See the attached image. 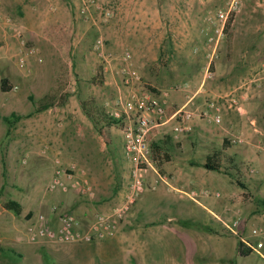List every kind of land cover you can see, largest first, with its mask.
Segmentation results:
<instances>
[{"label": "crops", "instance_id": "obj_1", "mask_svg": "<svg viewBox=\"0 0 264 264\" xmlns=\"http://www.w3.org/2000/svg\"><path fill=\"white\" fill-rule=\"evenodd\" d=\"M237 1L239 10L228 22L226 35L219 45L215 77L203 80L204 53L202 49L195 51L194 48L203 46L213 30L211 18L217 10L226 9L230 0H108L113 11L110 9L112 15L106 19L100 13L102 8H108L105 0L91 3L86 15H81L79 11L81 0H0V79L6 78L7 84L18 88L8 91L0 89V146L11 140L16 141L15 146L43 147L39 154L50 159L52 168L58 163L63 166L70 164L58 153L53 154L52 147L56 148V144L52 142L53 133L64 135L63 129L59 128L61 123L56 126L52 117L53 113L57 115V110L50 107L40 112L35 111L29 96L33 94L36 97L34 95L39 91L38 87L33 86L32 81L28 89L27 79L14 69L13 72L8 63L13 62L16 66L15 55L18 50H23V55L32 66L56 65V59L62 64L67 55L73 56L77 48L81 49L82 36L88 31L96 34V38L100 37L104 42L103 50L112 53L115 69L117 58L130 51L132 67L143 80L156 84L160 90L157 96L165 99L167 108L175 110L185 106L194 113L193 130L188 135L177 138L170 134L167 136L175 144L179 145L181 142L184 150L188 148L192 158L201 159V166L198 169L191 166L181 170L178 166L166 165L167 169L172 170H168L172 173L171 184L160 182L156 189L168 203L188 204L194 211H191L189 218L177 220L176 226L162 224L163 229L170 234H160L157 237L163 242L156 264H243L241 259L251 255H256L264 262L252 250L247 255H241L238 251V236L226 232L222 222L210 214L215 213L224 219L231 218L232 212L226 206L232 202L241 206V217L244 220L264 225V193L260 191L263 195L254 200L255 194L249 193L243 182L238 180V184L235 183L230 177L231 173L225 171L224 159L221 170H209L203 165L207 154L213 149L221 148L224 142L230 145L224 150L225 156L230 153L237 156L235 159L229 158L232 163L249 161L254 166L264 165V150H259L260 139L264 140V124L257 116L264 115V108L261 107L264 104V88L243 97V113L230 108L228 101L224 99L220 122L216 123L199 115L207 107L211 96L230 94L257 64L264 61V0ZM48 93L50 92L46 90L37 94L36 99ZM8 99L11 103L6 106L5 100ZM83 112L92 121L84 110ZM11 114L19 117L11 119L12 123L8 125L5 119ZM247 115L254 118H245ZM172 123L169 120L166 127L163 126L165 131L170 130ZM101 128L98 130L102 134ZM237 134H244L258 150L254 151L246 143H231L229 138ZM59 145H63L62 141L57 147ZM87 163L88 160L84 158V166L81 165V168L89 172L91 165ZM3 171L4 161L0 156V179L3 178ZM232 173L235 177L238 175L248 181L255 174L246 168L243 171L235 168ZM90 179L99 187L95 173ZM258 179L256 181L260 184L261 180ZM171 185H202L212 191H219L221 196H203L199 202H195L182 198ZM150 195L149 192L140 195L128 215H132L135 209H141ZM4 202L0 201V258L20 264L26 258L32 259L34 264H61V258L71 257L79 260L77 264H102L101 255L108 248L107 252L111 249L125 250L127 256L130 255L129 260L133 262L142 256L147 257L144 231L135 228L142 226L139 219L135 218V226L132 221L134 218L127 220L129 226L122 221L103 237L61 244L59 246L63 249L58 250L53 249L56 247L49 243L30 244L26 232H21L22 229L19 231L23 223H18V220L25 214L24 208L20 204L21 212L16 214L7 209ZM106 204L101 208H105ZM199 210L204 211L206 217L202 218ZM194 214L198 217H194ZM197 228L206 233L198 235ZM11 234H16L14 239L8 237ZM9 241L16 248L4 254V244ZM40 247L45 248L41 251Z\"/></svg>", "mask_w": 264, "mask_h": 264}, {"label": "rangeland", "instance_id": "obj_2", "mask_svg": "<svg viewBox=\"0 0 264 264\" xmlns=\"http://www.w3.org/2000/svg\"><path fill=\"white\" fill-rule=\"evenodd\" d=\"M94 1L96 0H92V3ZM105 1L107 2V7L112 10V4L108 2V0ZM81 15L84 14L81 13ZM81 38V49L77 48L73 56L70 54L67 55L62 64L56 59V65L50 64V66L36 67L28 63L26 59L29 70V73L26 74L21 70L19 71L17 65L15 66L13 62H10V64L8 63L10 66L9 68H11L12 71L14 69V71L16 70L17 72L22 73L25 79H27L28 89L30 87V82L32 81L33 86L38 87L39 91L35 93L36 95L34 96L37 97V94L47 90V92L54 94L56 97V103L52 107L57 110V112L55 111V114L57 115H54L53 113L52 117L54 118L56 126L57 123H61L59 128L63 129L64 135L57 132L53 133L52 142L56 144V148L54 146L52 147V149L54 148L53 154L55 155L58 153V155H60L66 162L73 163L80 168L81 165H83L82 161H84L85 158V160H88V163L91 165V168L89 169L85 166L89 171V175L92 177L95 173V176L98 177L99 181V187H96L93 183L95 187V195L93 198L79 196L71 190H48L46 185L54 168L51 167L49 158L39 154V151L43 147H33L32 145L15 146L16 141L11 140L3 143L0 146V156L4 161L3 178L0 179V201L3 202L13 199L22 205L25 214L20 217V220H18V223H23V226L22 228H19V231L22 229L21 232L24 231L26 234L32 225L33 218L40 212L46 214L48 217L53 215V211L71 212L79 220L81 227L84 229L92 220L96 212H108L115 206L119 205L123 201L124 195L128 190L131 177L130 164L126 161L123 155V136L119 125L112 124L110 126H101L99 124L96 126L84 114L81 107V101L90 100L95 106L101 108L108 114H112L115 111L122 110L123 103L127 100H133L136 97L142 96L144 93H151L156 96L160 91L156 84L143 80L132 67V55L130 51V58L123 59L122 56L117 58L118 63L116 64V70L111 52L108 53L103 50V54L100 55L94 49L95 39H97L96 34H92L88 31V33ZM81 42L78 41L80 46ZM19 53L24 54L23 50H18L17 54ZM72 57L74 59H72ZM123 69L135 70L139 78L135 79L132 84H126L124 80L127 77V74ZM14 86L12 88L18 90L17 86ZM24 89H26V83ZM30 96L33 97V94ZM36 97L33 98L36 99ZM5 102L6 106H9L11 100L8 99L5 100ZM31 102L28 101V104L33 107L34 104L32 105ZM261 107L264 108V104ZM172 111L173 109L166 107L167 115ZM257 116L259 121L264 124V115L258 114ZM8 117L11 118L10 115ZM245 118L253 119L254 116L247 115ZM99 127H102V134L98 130ZM165 127H163L164 130H166ZM153 133H156V130H154ZM160 134L159 137L163 138L164 136H162V133ZM259 137L261 136L259 135ZM154 140L156 139H153L152 141ZM60 141H62L63 145L57 147V144ZM180 143L181 142H179L178 145L168 139V143L163 147V151L167 152L168 158L164 159L160 165H157L153 160V165L159 173H167L169 175L170 184L172 181V173L168 172V170H172L167 169L166 165L173 167L178 166L181 170H185L183 168L188 169L191 166L198 169L201 166V159L192 158L190 150L188 148L184 150ZM252 143V141L246 142L251 149L254 151L258 150V147L254 146ZM260 143L261 148H259V150H264V140L262 138L260 139ZM40 157H43L44 159H40ZM231 157L233 159L237 158L235 153L227 155V158L223 161L225 171L229 174L231 173V176H229L235 183H237L236 181L238 180L239 182H243L244 185H246L247 191L255 194L254 200L258 199L257 196L263 195L262 193H264V165L260 167L254 166L249 161L241 162V164H238V162L231 163L228 161V158ZM23 159H25V161H23ZM247 166H254L255 168V174L252 178L250 177L249 181L238 175L235 177L232 173L235 168L243 171V168L248 169ZM152 174L153 172H151L146 179L148 183L152 179ZM259 177L261 179H258ZM256 179L259 181L261 180L260 184L257 183ZM198 180H200V178ZM157 187L146 192L151 193V195L149 196L147 203L143 205L141 209H135L132 215H128V211L119 221H123L126 226H129L127 220L134 218L132 220L134 226L137 224L135 223L136 219H139L138 222L142 224V226H135V228L144 231V237L147 242V250L145 249L147 257H140V259L134 261L135 264H156L158 254L160 256L162 252V249L160 248L162 247L163 242V240H158L157 237L160 234L164 236L170 234L163 229L162 224L176 226L178 224L177 220L189 218L191 211H194L188 204L179 203L177 205H172L168 203L166 198L156 192ZM172 187L175 189L179 188L188 190L190 188H203L205 186L199 185L189 187L188 185L185 187L180 185ZM260 191L262 192L261 194ZM178 194L182 198H188L180 193ZM262 200L264 201V195ZM104 203H107L105 208H101ZM198 213L202 218L206 217L204 211L199 210ZM210 214L214 217L212 213ZM193 216L198 217L197 214H194ZM247 220V225L252 223ZM197 229L199 230L197 231L198 235L206 233L200 230V228ZM225 230L226 232H229L226 228ZM15 236L16 234H11L8 237L14 239ZM10 242L11 241L4 244L6 246L4 250L6 253L4 254L15 250V244ZM30 244H32V242ZM34 244L35 243L32 245ZM42 244L46 243L44 242ZM52 246L56 247L53 249L61 250L62 248L59 245ZM44 248L45 247H40L39 249L42 251ZM108 250L109 248L106 249V252L104 250L101 255L102 264L134 263L132 260H129L128 257H130V255L127 256L125 250L118 251L111 249L107 252ZM61 260V264H77L79 262V260L71 257H63ZM241 260L243 264H253L254 261L255 264H264V262L257 258L256 255H251L250 257L242 258ZM0 264L20 263L1 257ZM23 264H34V262L32 259L26 258Z\"/></svg>", "mask_w": 264, "mask_h": 264}, {"label": "built area", "instance_id": "obj_3", "mask_svg": "<svg viewBox=\"0 0 264 264\" xmlns=\"http://www.w3.org/2000/svg\"><path fill=\"white\" fill-rule=\"evenodd\" d=\"M91 3L92 0H81L80 13L88 14ZM239 7L237 0H230L226 9L217 10L214 17L211 18L213 23L212 33L207 36L202 47L196 46L194 48L195 51L202 49L204 53L203 80L215 77V62L219 45L226 35L228 22L233 14L239 10ZM100 13L103 19L112 15V11L109 8H102ZM94 49L100 55L103 54L102 38L96 39ZM130 56V53L126 51L122 58L128 59ZM15 64L24 73H29L26 58L22 53L15 55ZM123 71H126L127 77L124 82L128 85L139 78L135 70L123 69ZM263 88L264 61H261L245 79L241 80L230 94L211 96L208 99L207 107L199 115L216 123L220 122L221 104L224 99L228 101L230 108L238 113H243V97L254 90L257 91ZM193 114L192 110L185 106H180L167 115L165 99L151 93H144L133 100L125 101L122 110L110 114L119 119L117 124L123 136V155L130 164V183L123 201L108 212H96L84 229L71 212L53 211V215L50 217L40 212L35 216L27 232L28 241L32 243L45 242L52 245L71 244L91 240L95 237H103L112 232L140 195L155 189L160 182L170 185L169 175L167 173H159L153 165L151 142L153 139L157 140L160 138V133H162V136L170 134L174 138L189 134L193 130ZM169 120H172L173 123L170 130L165 131L163 126ZM154 130H156V133H153ZM229 140L233 144L248 142L244 134L232 135ZM248 171L251 173L255 172L252 167H248ZM151 172H153L151 175L152 179L148 183L146 179ZM46 188L48 190H71L79 196L87 198H93L95 195V187L88 172L73 163L66 166L58 163L53 169ZM175 190L195 202H199L203 196H221L219 191H212L205 187L190 188L188 190L177 188ZM226 209L232 212V217L229 219H224L215 213L212 214L222 222L229 232L238 236L245 246L257 252L264 259V225H247L246 220L241 217L242 208L237 204L229 203Z\"/></svg>", "mask_w": 264, "mask_h": 264}, {"label": "trees", "instance_id": "obj_4", "mask_svg": "<svg viewBox=\"0 0 264 264\" xmlns=\"http://www.w3.org/2000/svg\"><path fill=\"white\" fill-rule=\"evenodd\" d=\"M12 88L11 85L7 84L6 78L0 79V89L2 91H8ZM55 96L54 94L48 93L42 96L41 98L35 99L32 96H30V99L32 100L35 111H43L47 108H50L55 105ZM81 107L85 111V113L92 119V121L96 125H112L117 124L119 122V119L108 114L107 112L103 111L101 108L95 106L92 101L90 100H82L81 101ZM10 117H7L5 119L6 123L8 125H11L12 120L11 119H18L19 116H15L13 114L10 115ZM169 136L165 135L163 138H158L157 140H154L151 142V158L155 161L157 165H160L164 159L168 158L167 152L163 151V147L165 144L168 143ZM227 147L226 142L223 143L221 148L213 149L211 153L207 154L205 161H204V167L209 170H221L222 169V159L227 158L225 156L224 150ZM228 161L232 163V160L228 158ZM264 205V201H263ZM4 206L7 209L13 210L16 214H19L21 212V205L13 200L9 199L4 202ZM250 248L245 246L240 240L238 244V251L241 255H247L250 252Z\"/></svg>", "mask_w": 264, "mask_h": 264}]
</instances>
